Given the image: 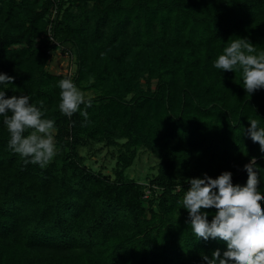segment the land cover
<instances>
[{
  "label": "trees",
  "instance_id": "trees-1",
  "mask_svg": "<svg viewBox=\"0 0 264 264\" xmlns=\"http://www.w3.org/2000/svg\"><path fill=\"white\" fill-rule=\"evenodd\" d=\"M236 36L264 48V0H0L6 95L44 101L58 148L46 167L24 164L0 124V264H206L226 251L191 235L183 207L174 217L185 178L228 170L243 187L255 156L264 187L242 130L249 117L264 125V90L247 96L238 74L212 66ZM59 49L69 74L48 68ZM68 77L91 92L87 120L59 111ZM94 143L119 144L112 174L80 153ZM140 148L158 158L147 181L125 174Z\"/></svg>",
  "mask_w": 264,
  "mask_h": 264
},
{
  "label": "clouds",
  "instance_id": "clouds-1",
  "mask_svg": "<svg viewBox=\"0 0 264 264\" xmlns=\"http://www.w3.org/2000/svg\"><path fill=\"white\" fill-rule=\"evenodd\" d=\"M212 66L218 71L238 74L247 96L264 90V48L253 44L247 37L228 40ZM13 77L0 71V124L7 130V148L18 154L24 164L46 167L58 154L55 141L56 124L45 117L44 101L31 102L27 94L7 96L5 89ZM60 89L59 111L66 117L79 113L87 120V108L92 99L86 97L70 77L58 82ZM83 106V108L81 107ZM250 127H242L243 134L258 145L264 157V125L261 120L249 117ZM232 124L239 125L238 117ZM27 133V134H26ZM246 154V152H245ZM257 158L252 156L243 171L247 174L245 186L233 184L232 172L222 171L215 178L204 173L200 177L185 178L189 187L176 200L174 222L183 207L191 235L196 239H217L226 244L211 257L202 254L206 264H264V187L258 184ZM215 209L208 219L206 209Z\"/></svg>",
  "mask_w": 264,
  "mask_h": 264
},
{
  "label": "rangeland",
  "instance_id": "rangeland-1",
  "mask_svg": "<svg viewBox=\"0 0 264 264\" xmlns=\"http://www.w3.org/2000/svg\"><path fill=\"white\" fill-rule=\"evenodd\" d=\"M73 65L71 59L60 49L52 51L51 59L48 63V68L50 71L55 73L69 74L73 70ZM85 96H90L91 92L82 91ZM118 145L111 147H106L101 143H94L89 146H82L79 148V151L82 155L86 156V163L91 165L96 170H101L104 173L112 174V167L115 163V157L118 154ZM94 153L93 157L90 159V154ZM158 158L146 151L145 149L140 148L137 152L136 157L134 158L131 165L125 169V174L128 178H132L138 181H147V177L155 173L156 164Z\"/></svg>",
  "mask_w": 264,
  "mask_h": 264
},
{
  "label": "built area",
  "instance_id": "built-area-1",
  "mask_svg": "<svg viewBox=\"0 0 264 264\" xmlns=\"http://www.w3.org/2000/svg\"><path fill=\"white\" fill-rule=\"evenodd\" d=\"M65 54L67 55V56H69L70 57V55H69V53L68 52H65ZM71 58V57H70Z\"/></svg>",
  "mask_w": 264,
  "mask_h": 264
}]
</instances>
